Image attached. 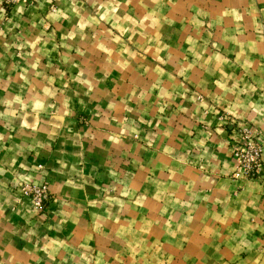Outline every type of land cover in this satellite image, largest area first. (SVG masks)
Here are the masks:
<instances>
[{
	"label": "crops",
	"instance_id": "crops-1",
	"mask_svg": "<svg viewBox=\"0 0 264 264\" xmlns=\"http://www.w3.org/2000/svg\"><path fill=\"white\" fill-rule=\"evenodd\" d=\"M0 264H264V0H0Z\"/></svg>",
	"mask_w": 264,
	"mask_h": 264
},
{
	"label": "built area",
	"instance_id": "built-area-1",
	"mask_svg": "<svg viewBox=\"0 0 264 264\" xmlns=\"http://www.w3.org/2000/svg\"><path fill=\"white\" fill-rule=\"evenodd\" d=\"M34 3L37 0H5L6 3L14 2ZM15 4V3H14ZM241 139L232 146V154L236 159L234 176L242 179H255L261 174L263 144L259 140L260 133H255L251 128L244 127L240 130ZM24 195L32 199L34 205L42 208L49 194L48 184L29 182L22 187Z\"/></svg>",
	"mask_w": 264,
	"mask_h": 264
},
{
	"label": "rangeland",
	"instance_id": "rangeland-1",
	"mask_svg": "<svg viewBox=\"0 0 264 264\" xmlns=\"http://www.w3.org/2000/svg\"><path fill=\"white\" fill-rule=\"evenodd\" d=\"M38 1V0H37ZM37 1H35V2H37ZM34 2V3H35ZM15 3V4H14ZM14 3H6L5 2V0H4V5H5V7L7 8V9H11L14 5H16L17 3H19L18 1L17 2H14ZM25 183H29V181H25V182H23L21 185H20V190H21V193L24 195V193H23V190H22V187H23V185H25ZM34 183H38V182H34ZM43 183V182H42ZM47 183V182H46ZM48 184V183H47ZM24 196H26V195H24ZM26 197H28V196H26ZM29 198V197H28ZM49 198H50V194H48V197H47V200L44 202V206L42 207V208H38V207H36L35 205H34V203H33V201H32V199H30L31 200V202H32V206H33V208L35 209V210H37V211H43V210H45V208H46V206H47V202L49 201Z\"/></svg>",
	"mask_w": 264,
	"mask_h": 264
}]
</instances>
